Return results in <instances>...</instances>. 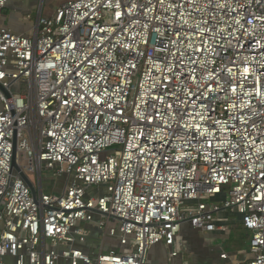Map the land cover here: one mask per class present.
<instances>
[{
  "label": "built area",
  "instance_id": "2783aa9c",
  "mask_svg": "<svg viewBox=\"0 0 264 264\" xmlns=\"http://www.w3.org/2000/svg\"><path fill=\"white\" fill-rule=\"evenodd\" d=\"M44 171L67 177L58 194ZM222 212L264 264V0H66L24 33L0 20V264H150L184 224L226 231ZM94 229L118 246L84 251Z\"/></svg>",
  "mask_w": 264,
  "mask_h": 264
},
{
  "label": "crops",
  "instance_id": "0c3cea01",
  "mask_svg": "<svg viewBox=\"0 0 264 264\" xmlns=\"http://www.w3.org/2000/svg\"><path fill=\"white\" fill-rule=\"evenodd\" d=\"M23 5L21 0H11L10 4L2 11L0 20L3 25L16 33H24L26 27L30 26L25 17L30 15L33 9L32 2ZM9 11V15L5 12ZM54 188L61 190L62 185L56 184ZM219 224L228 227L226 231H215L204 233L195 230L190 224L181 227L177 244L174 247H167L163 244L155 246L149 256L150 264H247L252 255L250 252L251 239L249 234L245 236L240 233L244 230L242 217L237 213L222 212L218 216ZM102 246L108 249L111 246H118V243L111 239H104L101 233L94 229L89 243L84 245V251L89 254H97ZM178 251L177 257H171L172 251ZM226 255V258L222 256Z\"/></svg>",
  "mask_w": 264,
  "mask_h": 264
},
{
  "label": "rangeland",
  "instance_id": "374dc122",
  "mask_svg": "<svg viewBox=\"0 0 264 264\" xmlns=\"http://www.w3.org/2000/svg\"><path fill=\"white\" fill-rule=\"evenodd\" d=\"M21 1L23 2L22 6L30 4V0H21ZM63 1H66V0H34L32 2L33 9L30 11V15L32 18H31V21L28 22V24H31V25L27 26L26 29H29L30 27H32L36 24L41 8H42V15L44 17H50L54 13V11L58 8L60 3H62ZM5 14L9 15L10 13H9V11H7V12H5ZM13 91L17 92L18 88L14 87ZM27 174L33 181H35V185L39 189L36 174H33V173H27ZM43 179H44V183H45V185H44L45 192L51 193L52 188L55 187L56 184L62 185L63 183H66L67 177L64 176V178H61L59 181L55 182L53 175H52V172L44 171L43 172ZM58 190L59 189H55L56 194L59 193ZM98 190H100L98 192L104 193L103 188H100ZM91 192H96V191H91ZM240 233H242L243 236H245L246 233L249 234L250 239H252V237H253L252 232L248 233L244 230H241Z\"/></svg>",
  "mask_w": 264,
  "mask_h": 264
},
{
  "label": "water",
  "instance_id": "95a60500",
  "mask_svg": "<svg viewBox=\"0 0 264 264\" xmlns=\"http://www.w3.org/2000/svg\"><path fill=\"white\" fill-rule=\"evenodd\" d=\"M14 160H13V166L14 168L19 172V174L21 175V177L30 185V188L33 192V195L34 197H36V191L34 189V187L31 185V183L29 182L27 176L25 175V173L20 169V167L18 166L17 164V160H16V153H17V136H15V139H14Z\"/></svg>",
  "mask_w": 264,
  "mask_h": 264
}]
</instances>
